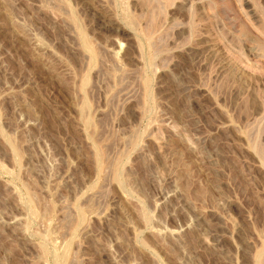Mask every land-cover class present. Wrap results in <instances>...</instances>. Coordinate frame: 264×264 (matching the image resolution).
Segmentation results:
<instances>
[{"label": "rangeland", "instance_id": "rangeland-1", "mask_svg": "<svg viewBox=\"0 0 264 264\" xmlns=\"http://www.w3.org/2000/svg\"><path fill=\"white\" fill-rule=\"evenodd\" d=\"M0 264H264V0H0Z\"/></svg>", "mask_w": 264, "mask_h": 264}]
</instances>
